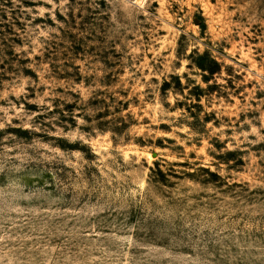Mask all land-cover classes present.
<instances>
[{
    "label": "rangeland",
    "instance_id": "obj_1",
    "mask_svg": "<svg viewBox=\"0 0 264 264\" xmlns=\"http://www.w3.org/2000/svg\"><path fill=\"white\" fill-rule=\"evenodd\" d=\"M0 264H264V0H0Z\"/></svg>",
    "mask_w": 264,
    "mask_h": 264
},
{
    "label": "trees",
    "instance_id": "obj_2",
    "mask_svg": "<svg viewBox=\"0 0 264 264\" xmlns=\"http://www.w3.org/2000/svg\"><path fill=\"white\" fill-rule=\"evenodd\" d=\"M204 57L201 55L200 57H199V59H197V65H199L200 67H203V63H202V59H203Z\"/></svg>",
    "mask_w": 264,
    "mask_h": 264
}]
</instances>
